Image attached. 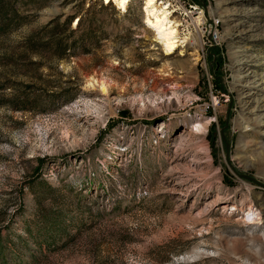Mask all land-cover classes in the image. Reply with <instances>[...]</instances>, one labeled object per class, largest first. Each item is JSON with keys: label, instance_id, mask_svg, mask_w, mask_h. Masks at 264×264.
<instances>
[{"label": "rangeland", "instance_id": "1", "mask_svg": "<svg viewBox=\"0 0 264 264\" xmlns=\"http://www.w3.org/2000/svg\"><path fill=\"white\" fill-rule=\"evenodd\" d=\"M6 1L0 264H264V0H165L186 42L168 56L139 0ZM88 16L90 51L60 58ZM52 201L73 223L39 250Z\"/></svg>", "mask_w": 264, "mask_h": 264}, {"label": "trees", "instance_id": "2", "mask_svg": "<svg viewBox=\"0 0 264 264\" xmlns=\"http://www.w3.org/2000/svg\"><path fill=\"white\" fill-rule=\"evenodd\" d=\"M70 20H68L67 27L70 28L69 25ZM19 23L18 15L15 11V13H12L10 10V5L8 1L6 0H0V32H6L8 29L13 28ZM94 18L91 17H83L79 19L78 26H85L86 32L80 34V37L78 40L73 42L74 44H69L63 47L62 53L57 54L60 58L64 57V52L69 49L70 47H80L83 50V53H88L90 51V46L88 44V41L92 36L96 35V31H98V28H95L93 26ZM1 103V102H0ZM40 164L37 166L36 170H39L43 165V160L40 159ZM50 191H54V188H49ZM57 190V189H56ZM75 197L78 196V194H73ZM60 197V195H59ZM63 198V195L62 197ZM69 205L70 198L67 199ZM40 202V201H39ZM52 205L44 210L43 205L41 204L39 207V217L36 220V222L40 223V226H38L37 231L35 234H32V231L29 229V232L34 237L35 244L41 250L42 245L44 244L48 250L54 249L56 246H54L58 241V237L61 240L63 236L68 234V225L73 223L71 220H67L65 215L67 213V205L65 203H62L61 205H53L55 201L51 202ZM69 223V224H67ZM45 236L44 239L38 240L36 236ZM0 236H1V230H0ZM53 247V248H52ZM4 261V258H2Z\"/></svg>", "mask_w": 264, "mask_h": 264}, {"label": "bare ground", "instance_id": "3", "mask_svg": "<svg viewBox=\"0 0 264 264\" xmlns=\"http://www.w3.org/2000/svg\"><path fill=\"white\" fill-rule=\"evenodd\" d=\"M112 1L115 8L119 11H125L130 0H105ZM142 2L141 10L143 22L153 34L152 43L155 44L154 50L160 49L163 56L177 53L182 43L181 26L182 21L173 14V10L169 8V3L158 2L157 0H140ZM158 46V47H156ZM91 90H99L102 95H108L109 89L112 87L108 81L91 77L87 81V86ZM206 125H203L205 128Z\"/></svg>", "mask_w": 264, "mask_h": 264}, {"label": "built area", "instance_id": "4", "mask_svg": "<svg viewBox=\"0 0 264 264\" xmlns=\"http://www.w3.org/2000/svg\"><path fill=\"white\" fill-rule=\"evenodd\" d=\"M94 2H98L100 5H103V6H110V7H113L115 10H118L117 8L114 7L113 5V2L112 1H108V2H105V0H92ZM140 1V0H139ZM158 2H167L165 0H157ZM134 2V0H130L129 4L127 5L125 11H120V12H128V10L132 7V3ZM169 3V2H167ZM170 3H169V8H170ZM119 11V10H118ZM218 26V23L216 22V26L213 25V27H215L214 29L211 30V33L213 34V41L216 42L218 38H220V31L219 29L217 28Z\"/></svg>", "mask_w": 264, "mask_h": 264}]
</instances>
